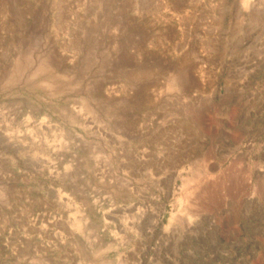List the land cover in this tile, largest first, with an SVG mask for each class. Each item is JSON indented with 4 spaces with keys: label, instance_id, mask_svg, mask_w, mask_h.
<instances>
[{
    "label": "rangeland",
    "instance_id": "374dc122",
    "mask_svg": "<svg viewBox=\"0 0 264 264\" xmlns=\"http://www.w3.org/2000/svg\"><path fill=\"white\" fill-rule=\"evenodd\" d=\"M0 264H264V0H0Z\"/></svg>",
    "mask_w": 264,
    "mask_h": 264
}]
</instances>
